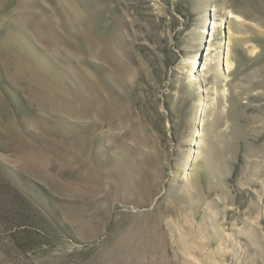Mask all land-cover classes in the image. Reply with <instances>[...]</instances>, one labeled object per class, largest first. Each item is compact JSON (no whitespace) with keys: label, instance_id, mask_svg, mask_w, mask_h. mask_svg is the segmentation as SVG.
<instances>
[{"label":"rangeland","instance_id":"obj_1","mask_svg":"<svg viewBox=\"0 0 264 264\" xmlns=\"http://www.w3.org/2000/svg\"><path fill=\"white\" fill-rule=\"evenodd\" d=\"M0 264H264V0H0Z\"/></svg>","mask_w":264,"mask_h":264},{"label":"bare ground","instance_id":"obj_2","mask_svg":"<svg viewBox=\"0 0 264 264\" xmlns=\"http://www.w3.org/2000/svg\"><path fill=\"white\" fill-rule=\"evenodd\" d=\"M227 60H228V53H227ZM227 68H230V65H229V63L227 62ZM194 71V70H193ZM193 71H192V73H193Z\"/></svg>","mask_w":264,"mask_h":264}]
</instances>
